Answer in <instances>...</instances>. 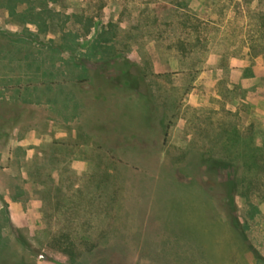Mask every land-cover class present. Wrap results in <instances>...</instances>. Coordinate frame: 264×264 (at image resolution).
Wrapping results in <instances>:
<instances>
[{"label":"rangeland","instance_id":"1","mask_svg":"<svg viewBox=\"0 0 264 264\" xmlns=\"http://www.w3.org/2000/svg\"><path fill=\"white\" fill-rule=\"evenodd\" d=\"M1 74L0 264H264V0H0Z\"/></svg>","mask_w":264,"mask_h":264},{"label":"crops","instance_id":"2","mask_svg":"<svg viewBox=\"0 0 264 264\" xmlns=\"http://www.w3.org/2000/svg\"><path fill=\"white\" fill-rule=\"evenodd\" d=\"M0 78H5L4 74H1ZM19 92H17V90ZM24 90V89H23ZM11 90H9L8 88H4L2 87V89H0V145L2 148L5 147V144L8 142H17V144H19V146L22 148H25L26 151V147H27V135H26V129L23 131V134L25 136V138H22V130H20L19 132L17 131V133H11L10 127L13 124L12 120L6 115L2 113V110L4 109V105L9 101H17L20 104H25L28 102V98L23 97L22 96V88L21 86H19L18 88H14L13 89V93L10 92ZM26 91V89H25ZM69 104V103H68ZM72 105L68 106V115L66 117H60L58 119V123H54L57 127H62L64 125H69L72 124V121H79V113L78 110L75 108L74 106V100H72ZM14 135V136H12ZM36 139L38 141H43L44 139V134L42 131L38 132V136L36 137ZM0 157L3 158H8L9 154L5 152V150H0Z\"/></svg>","mask_w":264,"mask_h":264},{"label":"trees","instance_id":"3","mask_svg":"<svg viewBox=\"0 0 264 264\" xmlns=\"http://www.w3.org/2000/svg\"><path fill=\"white\" fill-rule=\"evenodd\" d=\"M126 77L128 79H130L128 81V87L131 88L132 90H136L138 89L139 84H137V82L134 83V81L132 80V75L129 72H125ZM79 80H81V77H78ZM136 81V80H135ZM61 93V90L60 92ZM74 98H68V100H72ZM247 148L249 149V154H248V159L250 160V164L253 167H258L259 166V161L262 160L264 161V145L263 147H257L255 145L254 139L251 138L248 142H246ZM207 165L210 168H215V169H227V168H231L234 167L235 168V162L231 161V160H223V159H209L207 161ZM224 185V189L226 190V203H228L229 205V210L231 212H235L236 211V202H235V196H236V192L238 191V185L239 183L237 181L234 180H229L227 181ZM232 219L236 220V216L232 217ZM237 224V223H236ZM238 228V226H237ZM69 258H73L74 254H72L71 252H67ZM54 259V258H53ZM262 261V259H260ZM54 261L56 262V258L54 259ZM59 262V261H57ZM264 262V261H263Z\"/></svg>","mask_w":264,"mask_h":264}]
</instances>
